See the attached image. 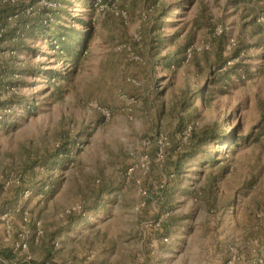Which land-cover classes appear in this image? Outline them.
I'll use <instances>...</instances> for the list:
<instances>
[{
  "label": "rangeland",
  "instance_id": "374dc122",
  "mask_svg": "<svg viewBox=\"0 0 264 264\" xmlns=\"http://www.w3.org/2000/svg\"><path fill=\"white\" fill-rule=\"evenodd\" d=\"M6 3L0 264H264V0Z\"/></svg>",
  "mask_w": 264,
  "mask_h": 264
},
{
  "label": "trees",
  "instance_id": "16d2710c",
  "mask_svg": "<svg viewBox=\"0 0 264 264\" xmlns=\"http://www.w3.org/2000/svg\"><path fill=\"white\" fill-rule=\"evenodd\" d=\"M104 3L110 2V0H100ZM11 12H17V7L16 6H12L10 3H6V4H2L0 6V21L3 22L4 24H7V19L8 16L10 15ZM45 14L46 11H41L39 12V15H35V16H31L29 17L28 15H23L20 19H19V23H17V27H16V32L23 34L25 32H29V31H36L37 29L40 32H43V34L45 35V39L48 40L49 45L51 46V48H54L55 44H57L60 47V51L61 53L65 52V50L67 52H71L72 48H70V44H72L75 40H76V44H83L84 42V38L79 36L76 37L75 34H72V31L68 32L65 29H60L57 32H55V34L53 33L50 37L48 36L49 33H47L48 27L45 23ZM55 36V38H54ZM58 42L53 44V42ZM57 53V55H60L61 53ZM56 55V56H57ZM77 56V55H76ZM223 64L225 63V59L222 62ZM237 67V63H234L230 68H235ZM219 131L215 130L214 128L212 129H206L203 132H201L200 134H197V147L202 146L203 144H205V142L211 138V137H215L216 139L220 137L219 135ZM195 136V134H194ZM194 145L195 142L193 143ZM68 143H64L63 145L59 146L53 153L50 154H44L43 156H40L39 158V164H46L48 165V163L53 162L56 163L58 161H60L62 158H64L65 156H69L70 154V148L68 147ZM197 150V148H196ZM178 153H180V158L182 159L183 157H188L190 154V151H178ZM195 153V151H194ZM36 164V161H34ZM178 165L180 164V162L177 163ZM176 169H179V167H177ZM165 223V222H164ZM2 255L4 256V258L7 259H11L13 257H15V255H13V253H9L8 251H4L2 253Z\"/></svg>",
  "mask_w": 264,
  "mask_h": 264
},
{
  "label": "built area",
  "instance_id": "2783aa9c",
  "mask_svg": "<svg viewBox=\"0 0 264 264\" xmlns=\"http://www.w3.org/2000/svg\"><path fill=\"white\" fill-rule=\"evenodd\" d=\"M113 0H110V2L105 3L106 5L112 4ZM113 5V4H112ZM103 113L108 115V111H106V109H101ZM164 145L165 142H163V140H159V144H158V151H157V157L158 159L164 160L165 154H164Z\"/></svg>",
  "mask_w": 264,
  "mask_h": 264
}]
</instances>
